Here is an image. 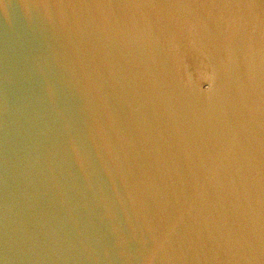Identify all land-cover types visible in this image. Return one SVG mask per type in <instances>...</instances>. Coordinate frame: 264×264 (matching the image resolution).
<instances>
[{
    "label": "water",
    "instance_id": "obj_1",
    "mask_svg": "<svg viewBox=\"0 0 264 264\" xmlns=\"http://www.w3.org/2000/svg\"><path fill=\"white\" fill-rule=\"evenodd\" d=\"M0 264H264V0H0Z\"/></svg>",
    "mask_w": 264,
    "mask_h": 264
}]
</instances>
